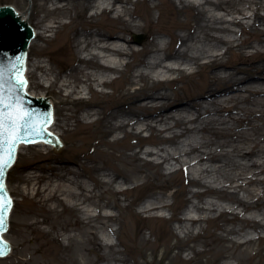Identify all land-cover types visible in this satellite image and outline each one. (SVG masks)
<instances>
[{"label": "bare ground", "instance_id": "obj_1", "mask_svg": "<svg viewBox=\"0 0 264 264\" xmlns=\"http://www.w3.org/2000/svg\"><path fill=\"white\" fill-rule=\"evenodd\" d=\"M67 1L81 7L84 13L91 12V19L106 16L114 29L107 31L96 26L94 21L83 29L75 24L68 26L73 20V8L68 5H56L49 11L52 16L59 14L69 19L65 23L55 22L56 25L46 24L44 18L37 17L35 24L31 23L33 12L30 16L19 14L35 32L28 50L25 76L28 92L32 97L47 96L54 111L49 129L60 142L59 148L45 142L34 146L45 151L60 149L63 131L88 124L87 120L98 115L103 129L99 145L112 148L128 137L141 142L120 151L121 163L128 168L113 167L112 173L106 166L94 168L99 178H91L99 187L116 195L114 204L103 203L104 193L98 196L94 189H89L82 179L81 166L78 170L58 162L60 165L55 166L53 173L49 171L43 175L29 171L25 183L30 184L33 193L44 203L52 205L51 209L65 206L95 230L97 221L109 229V222H119V219L114 214L94 215L91 205L98 210L121 208L119 195H127L131 189L146 183H152L153 188L137 214L164 219L166 215L162 210L172 207L164 200V194L171 187L167 180L182 172L186 181L183 194L190 205L175 219L177 224L171 226L174 237L179 234L199 236L213 224L220 231L215 233L218 241L254 255L252 246L264 241V60L258 65L249 58L247 49L263 54L264 15L261 11L264 0H167L176 19L184 17L183 22H176L167 29L155 27L162 15L159 3L150 8L151 12L154 9L159 12L154 20L151 12L144 16L136 11L139 0ZM246 8L251 10V15ZM218 11L237 13L241 17L228 19ZM251 17L252 22L245 21ZM232 25L241 26L239 36ZM61 28L68 30L67 44L72 54L69 69L56 65L49 52L40 50L36 44L37 40L54 42ZM147 29L152 38L137 47L132 36L146 33ZM54 31V39H47ZM243 33L252 36L244 39ZM161 34L168 35L170 41L160 38ZM222 46L225 50L220 52ZM32 49L34 60H31ZM230 54H237L238 61L225 60ZM243 64L250 67L244 68ZM194 66L199 73L206 71L203 87L190 95L185 90L178 93L174 86L176 79L169 78L168 74L176 73L182 81L195 74L189 72ZM253 67L256 70L251 78L241 75L252 72ZM127 69L128 82L134 90L126 91L123 102L107 107L102 101L84 100L85 95L94 93L103 97L105 91L101 88L112 85ZM142 81L152 83V92L148 93L141 86ZM171 88L174 94L166 92ZM56 98H60V113ZM72 104L86 105L75 124H71L70 119L77 115L68 114L73 111ZM118 132L123 135L113 136ZM144 132H150L155 138L152 142L155 149H144ZM23 147L24 144L19 152ZM120 179L130 186L117 188ZM23 189L28 191L27 187ZM252 232L255 236H251ZM152 236L150 231L149 236L141 235L140 239L146 242ZM103 245L101 242L100 246ZM101 260H105L103 255Z\"/></svg>", "mask_w": 264, "mask_h": 264}, {"label": "rangeland", "instance_id": "obj_2", "mask_svg": "<svg viewBox=\"0 0 264 264\" xmlns=\"http://www.w3.org/2000/svg\"><path fill=\"white\" fill-rule=\"evenodd\" d=\"M139 5L136 11L144 16L150 14L151 6L157 3L160 4L161 19L160 23L155 27L164 29L172 28L176 22H183L184 17L176 19L174 9L167 0H139ZM12 5L16 8L19 14L31 15V23L35 24V18H44L45 23L56 25L55 22L65 23L69 19L66 16H52L49 11L56 5H68L73 8L71 14L73 20L68 26L77 25L79 29L95 22L96 26H101L107 31L112 32L113 24L106 16H99L95 19L90 18L91 12L84 13L81 7H75L72 1L67 0H0V6ZM132 6V5H131ZM130 6V7H131ZM255 8V6H253ZM39 10V12L35 11ZM143 10L146 13H143ZM246 11L251 15V10L246 8ZM218 13L225 14L228 19L240 18L237 13L227 14L224 11ZM264 15V10L261 11ZM152 18L157 20L159 12L154 9L151 12ZM246 22H252L253 17ZM237 36L241 34L242 28L239 25H232ZM264 28V24L262 25ZM62 32L58 34L54 42L47 40L36 41L40 50L46 49L49 56L54 58L56 65L61 68H70L72 64V54L67 44V28H61ZM55 32V33H54ZM49 33L47 39H54L56 31ZM181 33V32H178ZM135 36L142 37L141 43L136 42ZM252 35L242 34V38H249ZM163 40L169 42L170 37L166 34L159 36ZM152 38L150 29L146 33H136L132 36L133 42L137 47H141L148 43ZM225 47L219 48L222 52ZM261 55L256 53L254 49H247L249 58L262 65L264 60V48ZM32 49L31 60L34 57ZM47 58H42L46 60ZM239 56L237 54L227 55L225 60L237 62ZM128 60H133L129 58ZM206 59H203L205 61ZM244 68H249V64L241 65ZM255 67L252 72L241 74L244 77H252L255 74ZM194 71L195 74L178 80V74L169 73L168 77L174 80V86L178 93L182 90L190 95L200 91L204 85V77L206 71L198 72L194 66L189 72ZM129 70L119 74V77L114 81L112 89L101 88L105 91L103 97L99 93L85 95L84 100L92 103L104 102L105 106L117 105L123 102L126 91H133L134 88L128 82ZM113 76V75H111ZM141 86L152 92L154 86L152 83L145 81L141 82ZM183 87V89H182ZM169 94H174V89L166 91ZM60 98H56L57 111H59ZM73 111L68 114L77 115L70 119L71 124H75L81 118L82 111L86 105H71ZM101 109V108H98ZM75 110H78V112ZM86 121V120H85ZM90 123L77 125L76 128L62 132L63 145L57 150H47L35 147L33 145H24L21 152L17 155V162L10 170L6 185L11 194L12 211L9 215V227L6 232L8 241L11 243V251L5 258H0V264H264V241H257L251 248L254 255L246 254L242 248L233 247L230 244H222L216 238V232L220 233L213 224L208 227L199 236L179 234L174 237L171 226H175V219L190 205L187 201V196L183 194V188L186 185L185 176L182 172L176 173L173 177L167 180L171 187L164 194V200L171 203L172 207L162 210V214L166 215L162 218H148L144 215L137 214L142 204L149 199L152 183H146L140 187L131 189L128 194H120L121 208L106 207L98 210L96 206L91 205L90 210L94 215L98 213L114 214L118 216L119 222H109V229L103 228L102 223L96 222V229H90L84 222L80 221V216L65 206H59L57 209H51L52 205L46 204L42 199L35 195L29 183H25V175L29 171H38L41 174L46 172L53 173L55 166L61 163L69 164L70 167L80 169L83 175V180L90 186L89 189H94V193L99 196L104 193L103 203H115L116 195L109 189L99 187L91 177L99 178V172L94 168L106 166L109 168V173H112V168L121 166L128 168V165H122L120 160V151L126 149L128 145L138 144L141 141L128 137L121 140L112 148H107L99 145L102 137V125L99 122V115L87 120ZM122 136L123 133L118 132L113 136ZM144 149H155L152 145L155 138L150 132H144L142 135ZM149 142V143H147ZM138 149V148H137ZM36 168V170H31ZM41 171V172H40ZM106 179L105 177H101ZM130 183L120 179L117 188L129 187ZM23 188H28L24 191ZM192 187V186H190ZM196 189V187H192ZM203 190L202 188H200ZM175 193V194H174ZM172 194H174L172 196ZM158 195H162L158 192ZM128 198V200H125ZM197 201V199H193ZM241 211V209H238ZM150 231L153 236L149 241H142L141 235L149 236ZM198 231V230H196ZM255 236V232L251 233ZM71 237V238H70ZM82 241V244L80 243ZM99 242V243H98ZM103 242V247L100 243ZM232 254H235L233 256ZM105 257V262L101 260V256Z\"/></svg>", "mask_w": 264, "mask_h": 264}, {"label": "water", "instance_id": "obj_3", "mask_svg": "<svg viewBox=\"0 0 264 264\" xmlns=\"http://www.w3.org/2000/svg\"><path fill=\"white\" fill-rule=\"evenodd\" d=\"M34 36L33 28L20 18L14 7H0V120L4 121V127L11 128V124L4 118L10 113L19 112L23 115V120L20 123L27 122L36 129V131L19 130V135L27 142H19L16 145L9 165L4 168L2 179H0V187L3 189L0 191V202H8V210L5 212L2 226H0L1 258H5L10 251L5 232L8 229L9 215L14 202L11 200L6 180L8 171L16 161L19 146L21 144L32 145L39 141L55 144L57 148L60 146L59 140L48 130L53 121V107L47 96L32 97L26 91L27 83L23 87L19 84L20 78L25 80L27 52ZM137 42L140 43L141 40L138 39ZM25 81L27 82V80ZM5 138L0 136V143ZM0 158H7L4 156L3 149H0ZM2 234L7 241L3 239Z\"/></svg>", "mask_w": 264, "mask_h": 264}, {"label": "snow or ice", "instance_id": "obj_4", "mask_svg": "<svg viewBox=\"0 0 264 264\" xmlns=\"http://www.w3.org/2000/svg\"><path fill=\"white\" fill-rule=\"evenodd\" d=\"M26 83L27 82L22 78L19 79V84L21 87L26 85ZM5 107H8V105H5ZM4 119L11 124V128L4 127V121L0 120V136L6 137L2 141V143H0V149H3L4 156L7 157L6 159L0 158V179H2V173L4 168H6L9 165V162L12 157V153L14 152L16 145L19 142H27L24 141V138L19 135V130L24 129L28 131H36V129L27 122L20 123L23 120V115L19 112L10 113ZM2 190H3L2 187H0V191ZM7 210H8V202L6 201L0 202V226H2L4 214Z\"/></svg>", "mask_w": 264, "mask_h": 264}]
</instances>
